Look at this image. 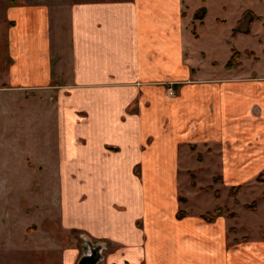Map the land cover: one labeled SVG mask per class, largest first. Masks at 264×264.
<instances>
[{
    "label": "crops",
    "instance_id": "1",
    "mask_svg": "<svg viewBox=\"0 0 264 264\" xmlns=\"http://www.w3.org/2000/svg\"><path fill=\"white\" fill-rule=\"evenodd\" d=\"M191 4H3L0 97L49 118L59 225L85 239L63 248L61 264H234L223 214L178 218L180 183L197 149L217 153L231 186L264 169V77L199 67ZM243 249L264 264V243Z\"/></svg>",
    "mask_w": 264,
    "mask_h": 264
},
{
    "label": "rangeland",
    "instance_id": "2",
    "mask_svg": "<svg viewBox=\"0 0 264 264\" xmlns=\"http://www.w3.org/2000/svg\"><path fill=\"white\" fill-rule=\"evenodd\" d=\"M5 1L0 0V30L4 28ZM20 1L9 0L10 4ZM189 8L192 12V8L196 9L190 17L194 25L189 26L199 35L193 50L197 54L196 64L202 63L200 68L212 67L217 62V73H222L232 51H237L240 57L235 70L240 69L244 77H264V0H192ZM201 9L206 14L198 27L195 17ZM244 12L260 19L249 25L251 16H247L238 24ZM234 29L237 32L232 38ZM1 47L0 59L6 52ZM200 51L205 52V60ZM50 102L44 100L46 105ZM11 108L8 110L10 105L0 97V264H61L63 248H80L85 239L80 233L63 231L59 225L57 182L54 166L49 162L53 147L43 143L42 131L49 127V118L24 116L12 105ZM208 153L207 148L193 151L198 165L190 168L186 180L180 183L179 199L187 202V213H182L195 211L204 215L222 209L228 224L227 246L238 252L233 257L234 264H244L246 260L256 264L254 253H246L243 248L259 241L264 243V184L257 183L256 177L247 181L236 196L235 205L228 197L233 183L224 181L217 153ZM192 176L196 179L195 187L191 185Z\"/></svg>",
    "mask_w": 264,
    "mask_h": 264
},
{
    "label": "trees",
    "instance_id": "3",
    "mask_svg": "<svg viewBox=\"0 0 264 264\" xmlns=\"http://www.w3.org/2000/svg\"><path fill=\"white\" fill-rule=\"evenodd\" d=\"M11 3H13L14 0H10ZM204 16H205V10L204 9H201L200 10V15L199 16H196L195 19L198 20L200 23H203V19H204ZM247 16H251L249 21H248V24L251 25L253 24L254 21L256 20H259L260 17H257L249 12H244L240 18V20L238 21V24L240 22H242ZM237 31L234 29L233 31V34H232V38H234L235 36V33ZM248 33H246L247 35ZM239 53L237 51H232V55L230 57V59L227 61V63L225 64V68L226 69H234V68H237L238 67V64H239ZM255 181L257 183H260V184H264V171L262 173H260L259 175L256 176L255 178ZM191 185L193 187L196 186V179L194 178V176L191 177ZM241 188H242V185H238V186H232L228 192V197L229 198H232L234 201V204L237 205L238 204V201L236 200V196L239 194V192L241 191ZM207 190H210V188H207ZM216 198H218V194L216 193L214 195ZM182 203H184L183 200H180ZM252 208V207H250ZM223 214V211L222 209L220 208H217L215 209L212 213H206L204 215H202V219L204 221H207V222H212L215 218L221 216ZM230 217H233L234 215H229ZM183 217V213L182 212H179L178 213V218H181Z\"/></svg>",
    "mask_w": 264,
    "mask_h": 264
},
{
    "label": "built area",
    "instance_id": "4",
    "mask_svg": "<svg viewBox=\"0 0 264 264\" xmlns=\"http://www.w3.org/2000/svg\"><path fill=\"white\" fill-rule=\"evenodd\" d=\"M169 93H170V95H173V91L171 89L169 90Z\"/></svg>",
    "mask_w": 264,
    "mask_h": 264
}]
</instances>
